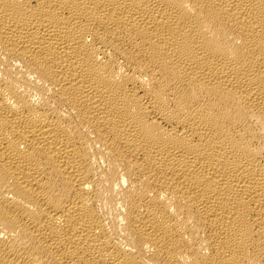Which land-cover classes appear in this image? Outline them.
<instances>
[{
	"label": "bare ground",
	"instance_id": "6f19581e",
	"mask_svg": "<svg viewBox=\"0 0 264 264\" xmlns=\"http://www.w3.org/2000/svg\"><path fill=\"white\" fill-rule=\"evenodd\" d=\"M0 264H264V0H0Z\"/></svg>",
	"mask_w": 264,
	"mask_h": 264
}]
</instances>
